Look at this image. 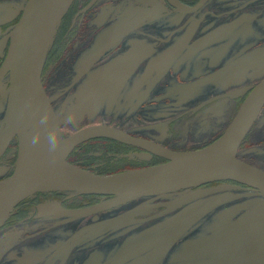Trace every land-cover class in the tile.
Masks as SVG:
<instances>
[{"label": "flooded vegetation", "instance_id": "af4514ba", "mask_svg": "<svg viewBox=\"0 0 264 264\" xmlns=\"http://www.w3.org/2000/svg\"><path fill=\"white\" fill-rule=\"evenodd\" d=\"M27 2L28 0H0V4L10 8L4 21L0 22V70L10 46L9 33L20 19ZM126 4L131 15L124 19ZM176 16L181 17L180 22L176 20ZM132 18L136 22L126 24ZM162 18L165 23L160 25L157 22ZM263 21L264 0H73L47 50L40 80L44 87L50 83L59 88L66 84L68 78L73 79V84H77L88 74L96 72L105 78V85L100 91L109 92L118 89L120 84L137 74L143 77L158 74L164 76L174 65L177 66L178 61L181 63L180 73L187 72L192 58L202 53L208 45L216 43V28L234 29L249 23L252 26L260 24L264 30ZM124 26L126 27L120 37L113 38ZM175 35L179 36L177 40L173 39ZM89 76V81L97 78ZM176 76L178 80L187 77L186 74L178 73ZM213 76H216V72ZM62 77L64 78L60 82ZM5 80L9 85L8 72L0 77V85ZM85 82H88L87 79ZM254 85L251 82L218 91L205 98L201 108L215 101L226 100L228 104L224 111L232 109L234 112ZM152 87L143 85L137 90L142 93ZM243 87L248 88L242 94L230 95ZM199 109H188L170 125L161 127L160 138L139 136L108 122L100 125L117 128L131 136L175 151L173 146L165 142L172 133V125L188 119V116ZM261 109L262 126L257 128L256 134L251 133L258 114L240 141L235 156L264 171V166L258 165L252 158L245 160L238 155L243 143L245 148L256 145L264 148V105ZM103 114L122 117L116 111L111 114L106 111ZM102 120H106V117L102 116ZM190 128L193 131L186 130V134L192 133L191 136L198 142L208 141L198 149L220 138L217 137L220 130L217 123L205 133L197 132V127L193 125ZM10 141L0 148H7ZM115 141L134 150L133 153L143 163L136 168L166 161L147 149L117 139ZM75 148L76 146L72 150ZM191 196L196 198L178 206L181 199ZM253 197L262 198L264 204V192L259 189L238 181L220 179L74 215L68 213L96 208L112 201L113 196L99 193L77 194L70 190L35 192L17 204L0 226V264H47L50 258L42 256L49 244L50 254H53L51 264H264V231H259L264 223L257 221L262 219L258 214L264 215V208L260 212L256 210L257 214H253L254 219L251 220L254 227L251 229L260 233H236L239 232L236 227L243 226L251 207L246 202L244 205L231 202L235 206L229 208V213H233L230 221L239 217L240 223L237 225L238 222H231L230 230L233 233H228V236L232 240L237 237L240 242L246 243L249 242L245 238L246 234L255 238L247 246L244 247L240 242L229 243L228 239L216 236V208L229 204L228 201L243 198L247 201ZM216 198L222 201L186 229H176L184 220ZM245 226L247 227L246 224ZM62 233L65 237H62ZM224 248L239 251L233 255L224 253L227 251Z\"/></svg>", "mask_w": 264, "mask_h": 264}, {"label": "rangeland", "instance_id": "374dc122", "mask_svg": "<svg viewBox=\"0 0 264 264\" xmlns=\"http://www.w3.org/2000/svg\"><path fill=\"white\" fill-rule=\"evenodd\" d=\"M125 6L124 19L131 15L128 5L126 4ZM9 9L7 5L0 4L1 23L4 21L5 14L7 15L6 12ZM180 19L181 17L176 16L177 21L180 22ZM258 21H261V19ZM157 23L162 25L165 23V19H159ZM178 37V35H175L173 39L177 40L176 38ZM175 40H171V42ZM180 64V61H178L177 66L175 67L174 65L171 71L164 76L160 74L150 77H143L140 74L134 75L125 83L120 84L118 89L109 92L100 91V88L105 85V78L104 76L100 77L96 72L88 74L86 78L80 80L77 84H73V79L68 78L66 84L61 85L59 88L50 85V83L45 87L42 86L58 121L60 137L65 139L80 129L108 122L139 136L160 138L159 131L161 127L170 125L174 119L183 115L188 109L194 111L201 108V103L205 98L218 91L231 89L238 85L251 82L257 84L264 78V30L260 24L252 26L249 23L234 29L216 28V43L208 45L202 53L195 55L187 72L180 73ZM215 72L216 76H213ZM176 73L180 75L186 74L187 77L184 80H178ZM89 75H94L97 78H92L89 81ZM63 78L59 79L60 82H62ZM86 79L88 82H85ZM138 85H150L153 87L151 88L152 90L150 89L151 91L140 93L137 90ZM8 92L9 85L8 81L5 80L0 85V131L8 118ZM227 104L226 100L212 102L209 106L206 105L188 116V119L176 122L172 125V133L165 142L173 146L176 149L175 151L198 150L208 141L198 142L195 137L191 136L192 133L186 134V130L193 131L190 128L192 125L197 127V132L205 133L217 123V125H220L217 137L224 136L241 106L234 112L231 111L232 109L227 112L224 111ZM99 110L101 111L100 114L95 116L94 114ZM106 111L110 112V114L112 111L119 112L122 117L109 114L102 115ZM102 116L106 117V120H102ZM262 118L263 112L260 111L251 133L256 134L258 132V129L262 126ZM108 139L113 138L96 136L89 138V140H84L76 145V148L69 154L70 157L68 155L66 159H71V164L87 166L85 168L97 171L99 174L121 173L143 164L137 158V154L133 153V149L124 146L121 142L115 141V139ZM22 147L21 138L14 136L7 148H0V180L12 175L23 162ZM263 149L257 145L245 148L243 143L241 150L238 151L239 154H237L245 160L252 158L258 165L264 166ZM244 199L228 201L229 204L225 203V206L221 205L216 208V229L218 230L216 236L219 235V237L228 239L229 243L233 241L240 242L239 238L235 237L232 240L228 236V233H233L230 230L232 229L231 222H238L237 225L240 223L239 217H237V220L230 221L233 213H229V208L235 206V204L231 205L233 202L239 205H244L246 202L247 205L250 204L248 207H251L250 216L248 214L243 226L236 227L239 230L236 233H245V231L246 233H260L259 231L261 230V233H263L264 231L263 214H258L262 219L257 220L263 224L261 229L257 232L255 229H251L254 228L251 225V220L254 219L252 217L253 214L256 213V210L260 212L264 208L262 198L253 197L247 201ZM241 230L244 231L241 232ZM61 235L65 237L63 233ZM245 238L249 242H240L243 243L244 247L255 239L248 234H246ZM50 248L51 244L48 245V248H45V254L42 256L50 258L47 264L52 263L53 254L52 252L50 254ZM224 249L228 251L224 253L233 255L239 251H233L231 248ZM237 264L242 263L239 262Z\"/></svg>", "mask_w": 264, "mask_h": 264}, {"label": "water", "instance_id": "95a60500", "mask_svg": "<svg viewBox=\"0 0 264 264\" xmlns=\"http://www.w3.org/2000/svg\"><path fill=\"white\" fill-rule=\"evenodd\" d=\"M57 1L28 0L20 19L9 33L10 46L0 70V77L4 73H9V91L12 85L19 82L21 103L11 117L6 119L0 131V147L6 145L14 136L20 139L21 131L36 114H39V129L36 151L22 162L12 175L0 180V225L22 200L35 192L55 186H66L74 189L73 192L76 193L113 196L112 201L96 208L68 213L74 215L105 209L143 196L176 192L220 179L245 183L264 192V171L238 160L235 156L240 141L264 105V78L251 88L239 107L226 132L227 140L220 148L173 151L107 125H92L80 129L65 138L68 141L65 147L61 148L63 139L60 137L57 119L40 80L43 62L49 48H45V39L50 27V15ZM135 22L136 20L132 18L126 24ZM125 27L113 38H119ZM247 88L237 89L230 95H240ZM96 136L111 137L147 149L162 156L166 161L121 173L98 174L71 164L66 159L77 144ZM21 151L24 155L23 147ZM172 163L187 164L189 167L169 171L168 168ZM196 196L184 197L177 204L181 206ZM221 201L222 199L216 198L206 203L176 229H186Z\"/></svg>", "mask_w": 264, "mask_h": 264}, {"label": "bare ground", "instance_id": "6f19581e", "mask_svg": "<svg viewBox=\"0 0 264 264\" xmlns=\"http://www.w3.org/2000/svg\"><path fill=\"white\" fill-rule=\"evenodd\" d=\"M71 0H58L56 7L51 11V20H50V27L47 31L46 39H45V48H48L54 34L56 32V28L58 26V23L62 19L64 12L66 11L67 7L69 6ZM21 103V94H20V85L19 82L17 84L12 85L11 90L8 92V118L11 117V115L16 110L17 106ZM53 110V109H52ZM100 110L97 112V115L100 114ZM96 115V116H97ZM58 123V121H57ZM59 127V124H58ZM38 129H39V114H36L34 119L28 123L23 130L20 133V136L22 138L23 148H24V155H23V162L32 155L36 149H37V135H38ZM227 140V133L226 135L220 137L218 140L214 141L209 146L203 148L205 150H213L220 148ZM67 139L61 140L60 147L64 148L65 144L67 143ZM189 165L187 164H181V163H172L170 167L168 168L169 171H176L178 169H185L188 168ZM56 191V190H72L67 188L66 186H55L52 188L46 189V191Z\"/></svg>", "mask_w": 264, "mask_h": 264}]
</instances>
